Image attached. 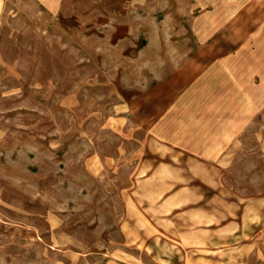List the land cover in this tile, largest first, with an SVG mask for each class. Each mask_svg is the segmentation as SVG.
<instances>
[{
    "label": "rangeland",
    "instance_id": "rangeland-1",
    "mask_svg": "<svg viewBox=\"0 0 264 264\" xmlns=\"http://www.w3.org/2000/svg\"><path fill=\"white\" fill-rule=\"evenodd\" d=\"M90 1L0 0V264H248L228 193L264 187L239 135L259 130L264 8L218 9L200 42L198 10L146 0L140 21L189 35L163 50L85 38Z\"/></svg>",
    "mask_w": 264,
    "mask_h": 264
},
{
    "label": "crops",
    "instance_id": "crops-1",
    "mask_svg": "<svg viewBox=\"0 0 264 264\" xmlns=\"http://www.w3.org/2000/svg\"><path fill=\"white\" fill-rule=\"evenodd\" d=\"M124 1L129 2V10L121 9L122 5H124ZM146 2V0H100L97 5V2H91L93 4H89L87 11L83 13V21L79 22V24L77 23V25L79 26V28H83L85 38H87L88 40H93L95 38L100 42H106V40L109 39L112 45H115L116 42H121L123 40L137 41V38L135 36L139 33L141 34V38L139 40L140 44L145 40L149 43L153 42L154 44L155 41H159L162 42V49L165 50V42H167L168 40L170 42H176L178 40H182V42H184L189 37V35L187 34H178L179 32L177 33V28L172 34L165 33L164 31L162 32L161 27L164 24V21H167L166 17H164L166 18V20H163V18L160 19L158 17L156 19H149V22H146V18L140 21V19L142 18H139L138 8L147 6ZM176 7L182 8L184 10H198V12H196L194 15V22H192V24H194L195 40L202 42L203 40H208L209 38L211 40L215 38L213 35L215 32L214 30L217 29L215 27H217V25L221 22L219 20L220 17L218 9L225 8L227 10V18H232L231 21H233L234 23V19H237L238 14L241 13L237 12L235 14L234 11V13H231V10L241 7L243 9V13L240 18L241 20L238 18L240 21H237H239L238 23L247 24V22H250L252 14L250 10L254 8H264V0H177ZM178 17L179 18L177 19V24H187L188 19L182 18L180 16ZM142 22H144L145 24H142ZM221 23H224V21ZM226 23L228 24L230 22L226 21ZM149 24L151 25V28L147 26ZM208 31L210 33H208ZM208 34H211V36H208ZM154 46L157 47L159 45L155 44ZM154 46L152 45V47ZM130 49L133 50V48ZM173 51L175 55V50ZM176 53V56H181L183 54H181L180 51ZM178 53H180L181 55ZM125 56L128 57V55L126 54ZM179 66H181V63H179L178 67ZM178 67L175 68L174 72L179 71L180 68L177 69ZM157 71H160V68H157ZM166 71L167 70H163V72ZM169 77L170 75L166 77L164 76L161 81L167 80L169 79ZM160 82H157L156 84L158 88L160 87ZM263 102L261 106L258 107L253 117V121L258 119V121L260 122L259 130L253 134H249L247 130L244 129L241 134H239L240 137L252 136L258 138L257 149H251L249 150V152H246L245 158L250 162L248 166V168L250 169L264 170ZM232 143L234 144V138L232 140ZM233 144V155H235L236 148ZM230 165V162H227L225 167L229 169L231 167ZM259 178L257 177V179ZM256 183L260 186H264V179L261 178L260 182ZM228 195L231 196L230 199L228 198L229 200L239 202L237 205L240 207V210L242 212L241 217L243 218V239L248 244L246 248V253L249 255L247 263L264 264V187L248 192H232L228 193ZM235 209L236 208H234V210ZM235 224H237V222L232 221V223L228 225L226 232L227 235H230V233H233L235 231ZM192 238L195 239L193 240V245L192 243L187 244L185 242L186 236H184L183 238L184 242H181L182 245L184 247L204 246L205 241L203 240L201 231L196 230Z\"/></svg>",
    "mask_w": 264,
    "mask_h": 264
}]
</instances>
